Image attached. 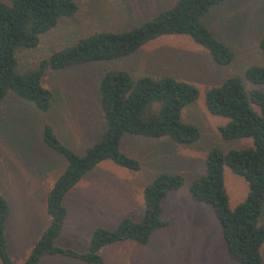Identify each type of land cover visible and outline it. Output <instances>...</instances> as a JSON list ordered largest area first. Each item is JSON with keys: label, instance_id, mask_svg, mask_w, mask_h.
Instances as JSON below:
<instances>
[{"label": "rangeland", "instance_id": "rangeland-1", "mask_svg": "<svg viewBox=\"0 0 264 264\" xmlns=\"http://www.w3.org/2000/svg\"><path fill=\"white\" fill-rule=\"evenodd\" d=\"M175 1L76 0V15L59 21L41 37L36 49L20 54L21 67L36 66L94 32L129 30ZM204 23L233 52L230 65H216L187 37L167 36L122 60L45 72L43 86L56 99L55 108L46 116L13 95L0 103V194L10 208L6 235L15 264L24 261L48 224L46 194L65 167L64 160L42 143V123H52L60 138L82 154L103 129L96 85L110 69L125 70L135 78L172 76L195 85L199 97L183 109L182 119L196 125L200 137L189 145H177L165 138L125 137L121 150L137 159L140 169L128 171L106 161L89 172L64 199L68 215L57 245L85 251L95 228L113 229L124 217L141 220L143 188L157 174L166 172L184 178L183 186L170 193L162 204L161 217L168 221V226L154 231L144 246L126 241L102 248L99 255L104 264H236L226 254L212 210L191 199L189 186L203 174L211 149L251 146L249 140L223 141L219 137L217 127L226 120L208 113L204 94L225 79L240 76L248 66L264 64L258 48L264 37V0H230L213 8ZM224 180L229 205L234 208L245 199L246 184L228 169L224 171ZM263 221L264 205L259 218V222ZM261 254L264 262V245ZM40 264L82 263L46 257Z\"/></svg>", "mask_w": 264, "mask_h": 264}, {"label": "trees", "instance_id": "trees-1", "mask_svg": "<svg viewBox=\"0 0 264 264\" xmlns=\"http://www.w3.org/2000/svg\"><path fill=\"white\" fill-rule=\"evenodd\" d=\"M125 2L128 0H117ZM230 0H176L170 7L126 31H98L80 38L74 45L56 51L36 66L22 68L19 55L36 49L41 37L59 21L78 12L76 0H0V103L8 95L27 102L42 115L56 104L53 92L42 78L47 71H61L92 63H109L134 55L146 44L167 36H184L203 49L218 66H228L234 54L204 23L216 6ZM258 48L264 56V37ZM264 64L248 66L240 76L225 79L204 94L212 116L226 120L217 127L223 141L249 140L250 147L211 149L204 172L189 186L191 199L208 206L216 217L227 256L236 264H264ZM103 129L99 138L82 154L69 147L54 125L44 121L40 138L44 146L65 162L45 198L48 224L32 244L21 264H40L46 257H64L82 264H104L102 248L131 241L144 246L154 231L164 229L162 204L178 191L184 178L178 174H157L142 191L141 220L122 218L115 228H95L87 249L78 251L57 245L68 210L65 197L99 164L109 161L128 171L140 163L121 150L127 136L168 139L189 145L200 137L194 124L182 119V111L199 97L192 83L172 76L143 75L137 78L121 69L104 72L96 85ZM228 169L246 184L245 199L231 208L224 171ZM10 208L0 194V264H15L10 256L6 224Z\"/></svg>", "mask_w": 264, "mask_h": 264}]
</instances>
